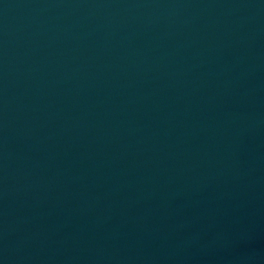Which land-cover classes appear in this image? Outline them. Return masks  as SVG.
I'll return each instance as SVG.
<instances>
[{
  "label": "water",
  "instance_id": "obj_1",
  "mask_svg": "<svg viewBox=\"0 0 264 264\" xmlns=\"http://www.w3.org/2000/svg\"><path fill=\"white\" fill-rule=\"evenodd\" d=\"M264 80V0H0V264H99Z\"/></svg>",
  "mask_w": 264,
  "mask_h": 264
}]
</instances>
